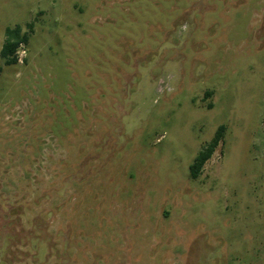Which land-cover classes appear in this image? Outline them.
Listing matches in <instances>:
<instances>
[{
	"label": "rangeland",
	"instance_id": "obj_1",
	"mask_svg": "<svg viewBox=\"0 0 264 264\" xmlns=\"http://www.w3.org/2000/svg\"><path fill=\"white\" fill-rule=\"evenodd\" d=\"M0 264H264V0H0Z\"/></svg>",
	"mask_w": 264,
	"mask_h": 264
},
{
	"label": "trees",
	"instance_id": "obj_2",
	"mask_svg": "<svg viewBox=\"0 0 264 264\" xmlns=\"http://www.w3.org/2000/svg\"><path fill=\"white\" fill-rule=\"evenodd\" d=\"M29 42V33L25 32L21 25L9 27L5 32V41L1 50V55L8 65H14L18 62V49L23 43ZM210 95V94H209ZM226 127L221 125L212 140L204 146L194 159L190 166V175L192 178H198L206 162L216 152L219 144L225 136Z\"/></svg>",
	"mask_w": 264,
	"mask_h": 264
}]
</instances>
